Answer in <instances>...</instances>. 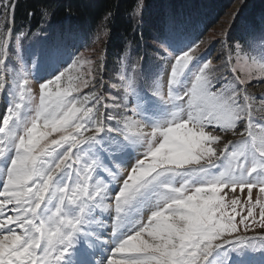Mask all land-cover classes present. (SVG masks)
I'll return each mask as SVG.
<instances>
[{"label": "snow or ice", "instance_id": "snow-or-ice-1", "mask_svg": "<svg viewBox=\"0 0 264 264\" xmlns=\"http://www.w3.org/2000/svg\"><path fill=\"white\" fill-rule=\"evenodd\" d=\"M142 9L138 0L135 14ZM10 13L14 21L15 4L0 0V264H253L232 260L225 244L264 254V235L228 239L239 224L248 229L256 208L264 229V197L252 202L254 188L264 194V118L253 114L264 96L247 91L253 73L264 76V64L230 80L195 54L199 45L161 44L167 92L154 82L137 94L130 114H114L107 109L127 105L98 93L92 69L85 78L79 61L57 69L34 94L23 68H9ZM41 58L53 67L62 62L56 47ZM120 80L112 87L134 91L131 79ZM229 133L239 139L224 140ZM133 153L135 163L125 168ZM224 189H247V216L238 222L239 201L227 203ZM104 213L112 218L111 239L101 242L97 217ZM102 243L110 255L94 260L90 250Z\"/></svg>", "mask_w": 264, "mask_h": 264}, {"label": "rangeland", "instance_id": "rangeland-1", "mask_svg": "<svg viewBox=\"0 0 264 264\" xmlns=\"http://www.w3.org/2000/svg\"><path fill=\"white\" fill-rule=\"evenodd\" d=\"M250 1L231 0V5L228 9L223 10L221 16L213 21L210 18L208 23H205L201 17H195L197 20L194 23L183 21L179 24L167 26L159 36L158 45L152 42V47L127 48L121 55L118 66L113 65L110 68L107 65V54L105 52V35L99 31L95 32L93 36L83 35L77 33L74 26H66L61 32L47 31L45 35L38 33L31 38L24 34L20 39L16 36L13 42V54L10 57L9 68L17 71L23 68L24 73L31 82L33 93L38 96L39 83L46 82L47 78H53V72L58 75L57 69L64 71L66 68L71 67L73 61H79L83 64L80 70L85 73V78H90L87 74L89 68L92 69V73L98 81L96 86L98 93H103L105 98L110 95L118 96L119 100L117 102L127 105V109L116 110L109 107L107 111L114 114L117 111H126L130 114V110L136 107L138 103L137 94L143 95L145 91L150 92V85H153L154 82L158 83L167 92L169 64L161 58L163 55L161 44H171L179 48L199 45L195 54L203 60L211 59L213 66L220 69L215 74L218 76L223 74L230 80L236 75L246 79L249 67L264 64V0H256L261 5V14L258 15L257 13V15L253 14L252 16L247 14L248 8L244 10V7ZM4 24L5 18L0 16V29L4 28ZM237 24L239 30L236 29ZM52 47L59 49L62 54V62L55 67L51 65V62L44 61L41 58V52ZM229 58L233 61L230 59L229 62ZM89 61L91 64L88 63ZM222 63H224L223 68L220 67ZM233 67L236 68V72L231 70ZM163 72L167 73L166 81L162 80ZM121 76L133 81L134 91L125 93L123 87H120L119 90L112 87L113 84L123 85L124 82L120 80ZM88 91L87 88L83 89L85 93ZM247 91L252 96H264V76L253 73L252 78L248 81ZM73 94L77 95L76 93ZM181 94H183V90ZM106 102L109 105L113 103L110 99H107ZM101 111H104V109L102 108ZM253 114L256 119L264 118V105H261L259 101L254 104ZM107 123L112 124L114 122L108 121ZM41 130L43 131V129ZM57 136L58 134L53 133L49 139L57 138ZM235 139H239V137H234L230 133L224 136V140ZM223 142L221 141L219 145L214 144L212 146L222 147ZM100 179H103V177H100ZM117 183V181H113V186ZM219 195L223 196L227 203H230L232 199H238L239 202L235 205V208L236 213H239V215L232 213L230 208L228 209L230 215H236L237 222L241 217L247 216V189L243 192L237 189L235 193L229 189H224ZM258 195L264 197V194L259 193L258 188H254L252 190L253 203ZM254 217L255 220L253 218L247 220L249 225L247 230H245L244 225L239 224V232L232 237H228V239L234 240L235 236L241 235L249 238L264 235V229L259 224V208L254 210ZM97 220H103L104 223L103 228L98 227L96 229L98 233H103L100 240L110 241L112 218L109 217L108 213H104L103 216H98ZM224 247L230 253L232 260L245 259L252 261L253 264H259L261 260H264V254L261 253L259 248L253 251L246 245H236V251H232V244H225ZM109 255L110 253H107L96 260H101Z\"/></svg>", "mask_w": 264, "mask_h": 264}, {"label": "trees", "instance_id": "trees-1", "mask_svg": "<svg viewBox=\"0 0 264 264\" xmlns=\"http://www.w3.org/2000/svg\"><path fill=\"white\" fill-rule=\"evenodd\" d=\"M15 2V37L20 39L25 34L31 38L38 33L45 35L47 31L61 32L66 26H74V30L83 35L93 36L99 31L105 35L108 68L118 66L127 48L152 47V42L158 45L159 36L167 26L183 21L194 23L197 20L195 17H201L208 23L210 18L213 21L220 17L223 10L231 5V0H143L142 14L137 15L135 9L138 0ZM247 8L249 16L261 14V5L256 0H251L244 10ZM43 10H47V16L43 15ZM109 12L112 15L105 19ZM236 29H240L238 24ZM12 54L13 45L10 57Z\"/></svg>", "mask_w": 264, "mask_h": 264}, {"label": "bare ground", "instance_id": "bare-ground-1", "mask_svg": "<svg viewBox=\"0 0 264 264\" xmlns=\"http://www.w3.org/2000/svg\"><path fill=\"white\" fill-rule=\"evenodd\" d=\"M13 38H14V35L12 33V36L10 37V44L12 43ZM166 79H167V73L166 72H163L162 80L163 81H166ZM4 110H5V105H4L3 99L0 98V116L4 115V112H5ZM135 160H136V154L133 153L130 157H127L126 158V162H125L124 167L127 168L129 165L134 164L135 163ZM114 165H115V162H113V166ZM101 242H105V241H101ZM76 247L79 248V247H81V245L80 244H77ZM90 251H94L95 252V255L92 257L93 259H95L96 257H98V258L103 257L104 255H106L107 253H109L107 251V247L104 246L103 243L97 249L90 250ZM97 261H99V260H97Z\"/></svg>", "mask_w": 264, "mask_h": 264}, {"label": "water", "instance_id": "water-1", "mask_svg": "<svg viewBox=\"0 0 264 264\" xmlns=\"http://www.w3.org/2000/svg\"><path fill=\"white\" fill-rule=\"evenodd\" d=\"M10 23H11V26H10V27H11V29H13V34H14V32H15V28H14L13 19H11V22H10Z\"/></svg>", "mask_w": 264, "mask_h": 264}]
</instances>
